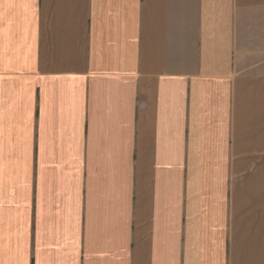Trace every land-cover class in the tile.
<instances>
[{
  "label": "crops",
  "instance_id": "1",
  "mask_svg": "<svg viewBox=\"0 0 264 264\" xmlns=\"http://www.w3.org/2000/svg\"><path fill=\"white\" fill-rule=\"evenodd\" d=\"M264 0H0V264H264Z\"/></svg>",
  "mask_w": 264,
  "mask_h": 264
},
{
  "label": "rangeland",
  "instance_id": "2",
  "mask_svg": "<svg viewBox=\"0 0 264 264\" xmlns=\"http://www.w3.org/2000/svg\"><path fill=\"white\" fill-rule=\"evenodd\" d=\"M250 46L264 51V11L248 14V48Z\"/></svg>",
  "mask_w": 264,
  "mask_h": 264
}]
</instances>
